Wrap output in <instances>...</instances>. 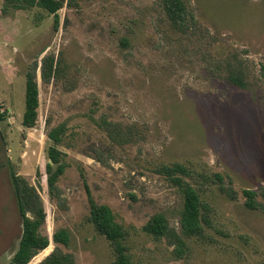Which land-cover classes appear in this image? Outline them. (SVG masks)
Instances as JSON below:
<instances>
[{
    "label": "rangeland",
    "instance_id": "374dc122",
    "mask_svg": "<svg viewBox=\"0 0 264 264\" xmlns=\"http://www.w3.org/2000/svg\"><path fill=\"white\" fill-rule=\"evenodd\" d=\"M191 1L204 39L174 30L162 0H79L60 10L58 30L46 11L4 13L0 0V103L8 113L0 121V264H10L23 231L12 171L47 214L40 233L51 244L29 264L57 247L77 264H116L111 243L89 220L90 197L124 226L132 264H264V213L248 210L242 193L264 190V0ZM49 54H62L66 68L47 84L41 60ZM36 61L38 121L26 128V74ZM239 66L243 87L227 79V69ZM104 118L135 125L144 137L113 143L98 125ZM60 125L65 210L46 183L48 132ZM173 164L194 176L173 181L159 173ZM186 185L200 194L204 230L184 237L178 251L145 228L163 214L181 234ZM61 229L70 233L68 246L53 242Z\"/></svg>",
    "mask_w": 264,
    "mask_h": 264
},
{
    "label": "trees",
    "instance_id": "16d2710c",
    "mask_svg": "<svg viewBox=\"0 0 264 264\" xmlns=\"http://www.w3.org/2000/svg\"><path fill=\"white\" fill-rule=\"evenodd\" d=\"M4 13L10 9L27 10L38 7L48 14L54 16L55 29L60 26L59 12L64 7L74 8L78 6L79 0H5ZM163 11L171 27L183 36L207 37V29L197 17L196 8L191 0H162ZM204 35V36H202ZM62 54L56 58L55 54H49L41 60V78L49 84L53 79L64 74L66 66L63 65ZM39 63L36 61L26 74V109L23 116V125L26 128H34L38 121L39 108V86L37 82V71ZM221 69V68H219ZM264 72V66L262 68ZM222 71V69H221ZM245 70L239 66L234 69H227V79L235 86H244ZM3 104L0 103V121L7 118V110L2 111ZM100 128L104 129L113 143L118 145H127L136 143L144 136L135 126H124L120 123L109 121L104 118L98 123ZM66 134V127L60 125L52 128L48 132V138L52 142L48 149V160L46 164V183L50 199L57 204L60 209H66V200L61 188L59 179L64 175L68 164L67 155L59 148L63 143V137ZM103 161L102 158H97ZM159 173L172 179L173 181H183L186 177H193L194 173L188 170L184 165L173 164L164 165L159 168ZM205 180L208 178L203 177ZM214 179L218 182H224L221 174H215ZM231 182V180H230ZM11 183L14 197L21 217L23 231L17 251L15 252L10 264H29L34 257L41 251L47 249L51 244V239L47 235H42L40 229L46 221V210L43 206L40 196L36 190L30 187L27 180L19 176L16 172H11ZM184 193V211L182 214L181 234L175 229L169 227L168 221L163 214L155 215L146 226V231L157 238H167L172 244L176 245L178 251L186 247L184 237L200 236L204 227L202 217V200L199 192L186 185L181 189ZM245 198L244 205L248 210L261 211L264 213V203L259 200L264 199V190L261 192L245 189L243 190ZM231 199H236L237 193L229 194ZM90 222L94 225L99 234L106 237L111 243L116 255V264H132L131 256L126 246L127 232L123 225L119 224L111 208L107 205L98 204L90 197ZM29 214L31 216H29ZM53 242L56 245H69L70 233L66 229H61L53 236ZM39 264H77L73 254L66 253L59 247L55 248Z\"/></svg>",
    "mask_w": 264,
    "mask_h": 264
}]
</instances>
